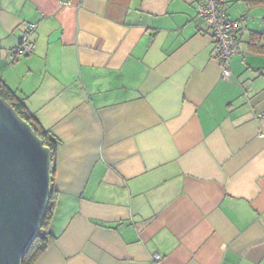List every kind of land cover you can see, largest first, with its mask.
Here are the masks:
<instances>
[{
  "label": "crops",
  "instance_id": "1",
  "mask_svg": "<svg viewBox=\"0 0 264 264\" xmlns=\"http://www.w3.org/2000/svg\"><path fill=\"white\" fill-rule=\"evenodd\" d=\"M196 3L0 0V84L61 142L35 264H264V25L224 78Z\"/></svg>",
  "mask_w": 264,
  "mask_h": 264
},
{
  "label": "water",
  "instance_id": "2",
  "mask_svg": "<svg viewBox=\"0 0 264 264\" xmlns=\"http://www.w3.org/2000/svg\"><path fill=\"white\" fill-rule=\"evenodd\" d=\"M52 155L0 98V264H21L51 196Z\"/></svg>",
  "mask_w": 264,
  "mask_h": 264
},
{
  "label": "built area",
  "instance_id": "3",
  "mask_svg": "<svg viewBox=\"0 0 264 264\" xmlns=\"http://www.w3.org/2000/svg\"><path fill=\"white\" fill-rule=\"evenodd\" d=\"M197 2V18L206 26L214 44L215 59L222 69V76H230L229 62L237 53V35L240 30V21L232 20L226 14V0H194ZM36 25L26 23L23 34L15 47L8 55L9 61L14 62L26 57L34 50V42L31 39ZM155 260L160 257L155 256Z\"/></svg>",
  "mask_w": 264,
  "mask_h": 264
},
{
  "label": "trees",
  "instance_id": "4",
  "mask_svg": "<svg viewBox=\"0 0 264 264\" xmlns=\"http://www.w3.org/2000/svg\"><path fill=\"white\" fill-rule=\"evenodd\" d=\"M250 8L262 7L264 8V0H242ZM264 20V19H263ZM264 42V31L262 33H253L250 39V46L255 48V50L264 55V45L261 44ZM0 98L6 101L17 113V115L27 122L36 133V135L41 139L44 146H46L52 155V183H51V196L48 203V207L43 218V222L40 230L37 233L36 238L29 246L26 251L21 264H35L37 259L42 255V253L53 243L54 236L49 232L48 226L49 221L52 217V213L55 206V192H54V172H55V160L56 154L59 148L61 147V142L55 138L49 131L44 130L33 115L28 111L23 100L20 99L8 89L5 85L0 84Z\"/></svg>",
  "mask_w": 264,
  "mask_h": 264
},
{
  "label": "rangeland",
  "instance_id": "5",
  "mask_svg": "<svg viewBox=\"0 0 264 264\" xmlns=\"http://www.w3.org/2000/svg\"><path fill=\"white\" fill-rule=\"evenodd\" d=\"M226 14L229 15L230 19L238 20L240 17L245 15V19L240 23L243 28L247 25L248 29H244V34L241 36V47L243 48V43L245 42L249 29L261 28L264 25L262 17L264 16V8L257 7L253 9H248L242 2L237 0H226ZM197 3H196V11ZM239 21V20H238ZM205 26V25H204ZM206 27V26H205Z\"/></svg>",
  "mask_w": 264,
  "mask_h": 264
}]
</instances>
